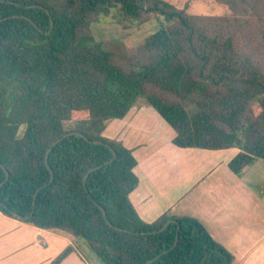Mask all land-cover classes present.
I'll list each match as a JSON object with an SVG mask.
<instances>
[{
	"label": "trees",
	"instance_id": "1",
	"mask_svg": "<svg viewBox=\"0 0 264 264\" xmlns=\"http://www.w3.org/2000/svg\"><path fill=\"white\" fill-rule=\"evenodd\" d=\"M215 1L226 15L164 0H0V212L84 239L102 264H147L177 234L151 264H233L194 218L144 222L129 199L137 161L102 136L143 104L178 148H236V175L264 161V0ZM113 11L125 28L154 16L165 24L121 58L91 31ZM170 220L178 224L157 232Z\"/></svg>",
	"mask_w": 264,
	"mask_h": 264
},
{
	"label": "crops",
	"instance_id": "2",
	"mask_svg": "<svg viewBox=\"0 0 264 264\" xmlns=\"http://www.w3.org/2000/svg\"><path fill=\"white\" fill-rule=\"evenodd\" d=\"M102 136L120 141L137 161L139 183L129 199L144 222L194 218L233 264H264V161L236 175L228 166L236 148H178L173 129L143 104L110 122ZM77 245V239L0 212V264H51L67 248L73 251L60 264H90Z\"/></svg>",
	"mask_w": 264,
	"mask_h": 264
},
{
	"label": "rangeland",
	"instance_id": "3",
	"mask_svg": "<svg viewBox=\"0 0 264 264\" xmlns=\"http://www.w3.org/2000/svg\"><path fill=\"white\" fill-rule=\"evenodd\" d=\"M187 14L204 17H221L228 13L225 6L218 4L215 0H164ZM162 16H154L149 21L125 28L121 22L119 12L113 11L110 16L105 17L101 22L92 25L91 31L94 39L100 42L103 47L118 57L126 58L151 34L164 25ZM76 118H80L77 114ZM76 121L65 122L66 131L74 129ZM24 127L20 130V135ZM172 131V130H171ZM78 240V249L88 258L90 264H102L96 255L89 249L84 239Z\"/></svg>",
	"mask_w": 264,
	"mask_h": 264
},
{
	"label": "water",
	"instance_id": "4",
	"mask_svg": "<svg viewBox=\"0 0 264 264\" xmlns=\"http://www.w3.org/2000/svg\"><path fill=\"white\" fill-rule=\"evenodd\" d=\"M52 28H53V21H52V19H51V29H52ZM70 134L83 136L82 134L77 133V132H72V133H70ZM59 142H60V140H57V141L53 144V146L56 145V144L59 143ZM95 143H100V142H95ZM113 155H114V157H115V153H114V152H113ZM101 166H102V165H101ZM101 166H99V167H101ZM99 167H98V168H99ZM93 170H95V169H93ZM7 179H8V174H7ZM4 183H5V182H3L2 184H4ZM2 184H1V185H2ZM1 185H0V186H1ZM103 213H104V216H105V218H106L105 211H103ZM171 223L178 224L177 221H175V220H170V221H168V222L164 225V227H163L160 231H157V232H162V231H164V230L166 229V227H167L169 224H171ZM178 229H180V226H179V225H178ZM177 243H178V234H177V237H176V242H175V244H174V246H173L172 248H170L169 250H167V251L161 253L160 255H158L157 257H155V258L152 259L151 261H149L147 264H151L152 262H154L155 260H157L159 257H161L163 254H165V253H167V252L173 250V249L176 247Z\"/></svg>",
	"mask_w": 264,
	"mask_h": 264
}]
</instances>
